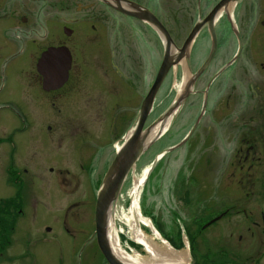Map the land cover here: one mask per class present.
I'll return each mask as SVG.
<instances>
[{"label":"flooded vegetation","instance_id":"1","mask_svg":"<svg viewBox=\"0 0 264 264\" xmlns=\"http://www.w3.org/2000/svg\"><path fill=\"white\" fill-rule=\"evenodd\" d=\"M260 28L264 0H0V264H82L80 177L63 166L70 146L79 170L96 171L81 165L76 139L82 87L88 82L95 95L106 90L110 106L123 111L134 105L127 110L138 112L165 62L171 67L157 118L174 102L180 109L157 141V167L163 166L157 202L164 204L159 210L170 198L177 206L168 211L172 219L158 212L157 221H186L188 234L206 243L201 229L258 204L256 163L264 159V148H257L264 142ZM65 48L70 67L60 51ZM82 52L89 55L88 73L81 72ZM141 56L147 73L155 74L152 81L142 75ZM67 126H73L70 138ZM228 161L247 174L237 178ZM49 174L52 185L41 183L45 176L51 180ZM90 193L88 208L95 210L92 185ZM177 227L172 237L163 235L181 239ZM98 252L91 251L90 264Z\"/></svg>","mask_w":264,"mask_h":264},{"label":"rangeland","instance_id":"2","mask_svg":"<svg viewBox=\"0 0 264 264\" xmlns=\"http://www.w3.org/2000/svg\"><path fill=\"white\" fill-rule=\"evenodd\" d=\"M162 1L166 5L170 0ZM260 31L264 33V28H260ZM248 35H253V30L250 31ZM144 49L147 52V48ZM81 54V72L88 73V70L86 69L90 64V61L88 60L89 55H87L86 57L84 52H82ZM151 58L153 61L154 59L152 52L150 55V60ZM85 60L87 64L84 63ZM142 61L145 64V69L142 72L143 77L146 79V81L154 79L153 77L155 74H153V71L151 73H147V64L146 61L143 60V57ZM96 74L98 75V73ZM102 94L95 95L93 89L88 85V82H86L85 86L82 87V103L79 110L81 128L79 130V134L76 135V139L80 144L81 165L87 168L92 167V169H95L96 171H94L92 174H89L90 170L89 172H85L86 170L84 169L79 170L78 163L73 162L72 147L70 146H66V152L64 154L63 161L64 169H66L70 173L75 172L77 175L79 174L80 177L81 200L82 203L85 204L82 207L80 215L81 234L79 236V239L82 248L85 246L86 241L90 238V235L95 232V224L93 218L94 212H92V210L86 205L90 202V185H92L93 187V192L94 190L96 192V189H98L107 169L115 158L117 148L122 145V139L125 137L126 132L129 130V127L136 116V111L127 110L129 107H133L134 105L127 106V108L123 111L119 110L120 108L116 109L115 107L110 106L112 97L108 94ZM165 94V91H163V94L162 91L160 92V96L155 103L156 110L153 114H151L147 125L151 124L160 113V111H157V104L162 101V96H164ZM73 112L74 111L66 113V121L72 119V116L74 115ZM120 119L123 125L117 127L113 120L119 121ZM72 132L73 126H67L65 132L66 137L70 138ZM66 143L70 144L71 141L67 139ZM257 148H264V142L258 143ZM54 149L56 151L57 145L54 146ZM61 154H63L62 151ZM73 155H76V153H74ZM51 156L52 155H50L49 152V160ZM156 156L157 145H155L137 163L135 170L133 169V171L129 175L127 182L125 183V187L123 188L121 199L118 202L117 217L115 221V226L118 230V240L120 246L129 255H136L143 259L150 258V255L147 253V251L143 247L137 248L136 250L131 249L129 247L130 244L128 243L135 241L132 230L129 227V218H132L134 216L131 213L130 209L133 199L131 193L134 191L135 187L136 190L133 193H137V189L140 185V191L137 197L140 214L142 211L143 214L149 216L150 218H153L155 228H160L162 233L166 237H172L174 235L175 231L177 230V225H180V229L182 231H186L188 233L191 231L190 224L179 218L173 219L174 222L168 224H165L162 221H157L158 212H163L164 216H161L162 218L164 217V219H172V216L171 218H168L170 217L168 211L171 214L172 211L176 209L177 202L173 198H170L168 203H166L168 205L167 209L163 208L159 210L164 206V204L157 202V192L160 191L159 177L163 173V166L161 164L158 167L155 166L154 170L151 172L147 179V171L150 170V166L152 165V162L154 161ZM227 163L230 167V170L236 174L237 178H242V176H245L247 174L246 168L240 173L236 171L239 167L237 161H228ZM232 164H234V167L232 166ZM49 167H53V165L48 164L46 168L48 169ZM45 173H47L48 175V171H46ZM46 177L47 176L43 177L45 178V181L41 183L46 184V181H50V185H52L53 177H51L50 174L49 177L51 180L47 179ZM256 178L258 180L257 186L259 189L258 204H253L250 206V208L247 209H241L240 215L238 217L226 218L224 222L212 227L210 230L209 228L206 229L207 226L204 227V229H201L200 233H202V237L206 238V243L200 240H196L194 243H192V247V245L190 246L191 243H189L187 238L184 237V244L186 243V248L183 251L188 252L190 254L189 257L191 256V253L195 257V259L190 258V262L188 264H194L196 261L198 263H201V259L203 256H208L209 260L215 261L217 262V264H264V190H262V186L264 185V159L257 161L256 163ZM93 202H95L94 198ZM56 209L57 208H53V215L55 218H60L61 214ZM196 212L197 210L192 211L191 215L195 216ZM149 222L153 227L151 221ZM177 222L178 224L176 225ZM152 227L146 226L142 223V232L152 240V243L155 246L159 247L160 249H164L163 242L159 238H157ZM217 233H219V235H217ZM167 239L175 247H177L175 240L169 238ZM65 240L67 243L68 239L65 238ZM94 243L95 242L93 241L86 246L85 252L83 253L84 262L88 258L91 249H93V247L96 248ZM189 246L190 250L193 248L191 251L189 250ZM90 261L91 260H89V262ZM144 263H149V261ZM94 264H105V262L99 256V259H97V262H95Z\"/></svg>","mask_w":264,"mask_h":264},{"label":"water","instance_id":"3","mask_svg":"<svg viewBox=\"0 0 264 264\" xmlns=\"http://www.w3.org/2000/svg\"><path fill=\"white\" fill-rule=\"evenodd\" d=\"M166 72L167 68L164 66L157 77L154 87L143 103V106L133 125L135 128L125 138L122 147L117 151L116 157L108 169L98 192L95 213L96 236L99 248L109 264H127L121 261L111 249L109 243L111 221L114 218L117 203L128 174L148 148L155 143V141H157V131L153 134L155 128H157V121L146 130H144V126L150 113L152 112L154 95L158 90ZM168 115L170 114H167L166 117Z\"/></svg>","mask_w":264,"mask_h":264},{"label":"bare ground","instance_id":"4","mask_svg":"<svg viewBox=\"0 0 264 264\" xmlns=\"http://www.w3.org/2000/svg\"><path fill=\"white\" fill-rule=\"evenodd\" d=\"M157 131V128L154 130L153 134H155ZM148 173V172H147ZM136 187L133 192H135ZM140 191V185L137 189L136 196L138 197ZM133 194V193H132ZM131 213L134 215L132 218H129L130 223L129 227L132 230V234L134 236L135 241L138 243L143 244L148 252L151 254L149 259H143L139 256H131L129 255L119 244L118 240V230L112 227L111 230V240L110 245L113 253L121 259L124 263L127 264H143L144 262L149 263H178V264H188L190 262V257L188 252H174L170 246L164 242L163 246L164 249H160L159 247L155 246L152 243V240L149 239L143 232H142V223L146 226L152 227L150 225V222L148 220H145L142 218L139 207H138V199H134L131 207ZM157 236V234H156ZM166 252V253H165ZM168 252V253H167Z\"/></svg>","mask_w":264,"mask_h":264},{"label":"trees","instance_id":"5","mask_svg":"<svg viewBox=\"0 0 264 264\" xmlns=\"http://www.w3.org/2000/svg\"><path fill=\"white\" fill-rule=\"evenodd\" d=\"M131 246H134L135 247L136 245L134 243H131Z\"/></svg>","mask_w":264,"mask_h":264}]
</instances>
